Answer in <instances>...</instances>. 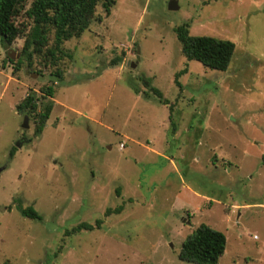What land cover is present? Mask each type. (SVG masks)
I'll list each match as a JSON object with an SVG mask.
<instances>
[{
    "label": "rangeland",
    "instance_id": "1",
    "mask_svg": "<svg viewBox=\"0 0 264 264\" xmlns=\"http://www.w3.org/2000/svg\"><path fill=\"white\" fill-rule=\"evenodd\" d=\"M114 1L63 44V81L37 57L15 70L22 38L8 52L0 43V264H190L178 254L202 224L226 237L218 264H264V0H175V11L172 0ZM185 24L235 44L227 71L182 55ZM44 86L54 106L35 137L17 108ZM19 201L41 220L21 216Z\"/></svg>",
    "mask_w": 264,
    "mask_h": 264
},
{
    "label": "trees",
    "instance_id": "2",
    "mask_svg": "<svg viewBox=\"0 0 264 264\" xmlns=\"http://www.w3.org/2000/svg\"><path fill=\"white\" fill-rule=\"evenodd\" d=\"M102 6L104 14L110 15L114 0H0V43L8 52L16 39L22 38L23 46L19 59L10 57L15 62V70L24 60L31 65L33 57L42 60L45 66L54 68L51 76L57 81H63L64 70L61 67L65 58L72 56L65 51L63 44L71 39L80 38L96 19L101 22V17H96L95 11L98 5ZM22 14L27 21L25 25H19L15 19ZM176 38L181 46V53L188 61L199 62L210 70L225 72L229 68L235 54V44L229 40H222L208 36L190 35L188 26L182 25L175 29ZM122 57H116L111 61L112 66H118ZM184 73V71L182 72ZM180 73L174 79L176 86L181 88L178 82ZM138 80L145 89L157 97L161 104L169 107L172 117V105L163 98L161 92L151 86V79L140 75ZM41 97L38 99L35 92H30L19 105V110L25 111L33 117L35 122V137L39 136L53 110V98L55 90L52 86H44L40 89ZM172 125V124H171ZM175 130V127H173ZM16 148L12 147L9 156L13 157ZM16 209L21 216L41 220L39 214L32 206L23 207L21 201ZM112 212L120 213L121 208ZM107 209L104 216L112 214ZM102 220H96L94 224L80 223L72 228L68 234L81 231L99 229ZM226 237L220 231L206 225H200L189 233L181 244L178 259L190 264H218L225 252Z\"/></svg>",
    "mask_w": 264,
    "mask_h": 264
},
{
    "label": "water",
    "instance_id": "3",
    "mask_svg": "<svg viewBox=\"0 0 264 264\" xmlns=\"http://www.w3.org/2000/svg\"><path fill=\"white\" fill-rule=\"evenodd\" d=\"M168 9L170 11L177 10L178 9V3H177V1H175V0L170 1L169 4H168ZM136 60L137 61L139 60L138 56L136 57ZM135 64L136 63H131L130 66L132 68H134L135 67ZM17 110H19V107L17 108ZM19 111H20V113H22V110H19ZM22 128L23 129H28L29 128V125H28V116L27 115H24V117H23Z\"/></svg>",
    "mask_w": 264,
    "mask_h": 264
},
{
    "label": "crops",
    "instance_id": "4",
    "mask_svg": "<svg viewBox=\"0 0 264 264\" xmlns=\"http://www.w3.org/2000/svg\"><path fill=\"white\" fill-rule=\"evenodd\" d=\"M122 149V148H121ZM120 149V150H121ZM236 206L238 207V208H240V210H245V209H248L249 208V206L248 205H246V204H236ZM259 209H262V210H264V208H259ZM242 213L241 212H239L238 213V216L240 217V215H241Z\"/></svg>",
    "mask_w": 264,
    "mask_h": 264
},
{
    "label": "built area",
    "instance_id": "5",
    "mask_svg": "<svg viewBox=\"0 0 264 264\" xmlns=\"http://www.w3.org/2000/svg\"><path fill=\"white\" fill-rule=\"evenodd\" d=\"M120 148H122V144L120 145Z\"/></svg>",
    "mask_w": 264,
    "mask_h": 264
}]
</instances>
